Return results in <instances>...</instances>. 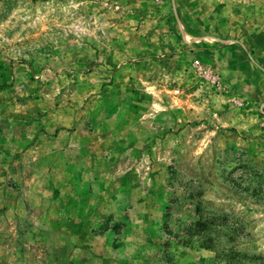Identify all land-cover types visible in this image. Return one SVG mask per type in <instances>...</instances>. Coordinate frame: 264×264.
I'll list each match as a JSON object with an SVG mask.
<instances>
[{"label":"rangeland","instance_id":"374dc122","mask_svg":"<svg viewBox=\"0 0 264 264\" xmlns=\"http://www.w3.org/2000/svg\"><path fill=\"white\" fill-rule=\"evenodd\" d=\"M0 264H264V0H0Z\"/></svg>","mask_w":264,"mask_h":264}]
</instances>
